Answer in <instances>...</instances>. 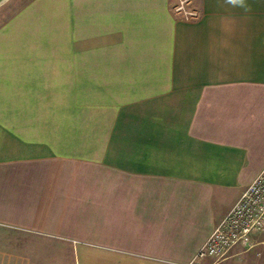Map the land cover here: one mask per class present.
Returning a JSON list of instances; mask_svg holds the SVG:
<instances>
[{
  "label": "crops",
  "instance_id": "crops-1",
  "mask_svg": "<svg viewBox=\"0 0 264 264\" xmlns=\"http://www.w3.org/2000/svg\"><path fill=\"white\" fill-rule=\"evenodd\" d=\"M198 9L0 0L12 264H187L264 168V0ZM203 264H264V232Z\"/></svg>",
  "mask_w": 264,
  "mask_h": 264
},
{
  "label": "built area",
  "instance_id": "built-area-1",
  "mask_svg": "<svg viewBox=\"0 0 264 264\" xmlns=\"http://www.w3.org/2000/svg\"><path fill=\"white\" fill-rule=\"evenodd\" d=\"M258 232H264V168L187 264H203L206 259L224 260L238 245L248 250L253 247V234Z\"/></svg>",
  "mask_w": 264,
  "mask_h": 264
},
{
  "label": "rangeland",
  "instance_id": "rangeland-1",
  "mask_svg": "<svg viewBox=\"0 0 264 264\" xmlns=\"http://www.w3.org/2000/svg\"><path fill=\"white\" fill-rule=\"evenodd\" d=\"M24 0H20L23 2ZM171 7L176 16L187 20H195L200 16L198 9L199 0H170ZM9 237V236H8ZM261 239L262 237H258ZM242 246V245H241ZM0 264H12V255L10 249L0 250Z\"/></svg>",
  "mask_w": 264,
  "mask_h": 264
},
{
  "label": "clouds",
  "instance_id": "clouds-1",
  "mask_svg": "<svg viewBox=\"0 0 264 264\" xmlns=\"http://www.w3.org/2000/svg\"><path fill=\"white\" fill-rule=\"evenodd\" d=\"M230 3H232L233 5L243 6L244 0H230Z\"/></svg>",
  "mask_w": 264,
  "mask_h": 264
}]
</instances>
